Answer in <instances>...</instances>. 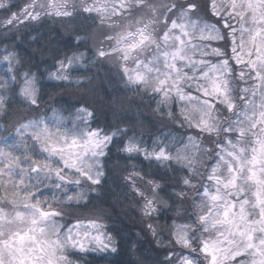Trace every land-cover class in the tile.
<instances>
[{
  "label": "snow or ice",
  "instance_id": "1",
  "mask_svg": "<svg viewBox=\"0 0 264 264\" xmlns=\"http://www.w3.org/2000/svg\"><path fill=\"white\" fill-rule=\"evenodd\" d=\"M68 4L69 0H29L21 13H12L2 23L15 27L45 16L71 17L76 5L70 9ZM6 7L0 3V8ZM207 9L219 18L215 24L200 16V6L193 0L183 4L169 0L160 6L147 0H81L79 5L81 12L96 13L102 25L112 16L136 10L135 30L129 24V30L116 36L106 33L105 39L114 40L115 46L97 47L96 56L118 53L126 85L160 94L157 111L169 103L173 93L181 101L195 102L191 109L182 108L181 115L209 137L211 146L201 148L196 138L189 137L194 154L178 152L175 157L163 146L149 152L132 139L122 148L128 155L143 152L145 159H174L190 173L182 182L196 190L200 199H193L194 223L173 225L175 243L199 251L207 264H264V0H208ZM155 24L163 25L159 35ZM194 40L227 44L205 51L209 44ZM150 47L155 48L154 54L142 59L140 54ZM225 47L230 48V57ZM198 49L199 59L195 58ZM5 53L0 60L7 63L13 73L11 81L16 82L13 66L20 60L14 51L5 49ZM208 55L219 57V62L203 58ZM130 60L134 67L128 66ZM232 61L242 67L233 68ZM83 62V53L58 60V69L48 74L49 79L79 86L81 81L72 80L71 70L84 66ZM22 76L18 94L28 105L37 106V77L30 72ZM232 76L240 83H234ZM188 81L211 99L201 101L186 93L183 86ZM5 103L0 94V112ZM167 115L171 118L173 113ZM91 116L87 108L77 110L78 120ZM62 122L55 113L51 124L39 118L21 121L16 129L19 139L0 147V264H79L73 259L75 252L117 251L115 239L102 231L104 224L91 220L65 231L60 222L65 206L87 204L93 186L101 184L100 158L107 155L105 150L117 133L101 135L75 127L61 131ZM208 160L212 163L207 165L206 179L212 183L198 185L193 179L202 175L199 169ZM132 177L143 179L137 172L128 178ZM146 185L151 196L135 180L132 190L143 199L141 211L147 217L157 211L160 185L151 180ZM148 228L157 235L152 224ZM166 260L168 264H194L187 256L173 260L169 255Z\"/></svg>",
  "mask_w": 264,
  "mask_h": 264
},
{
  "label": "trees",
  "instance_id": "2",
  "mask_svg": "<svg viewBox=\"0 0 264 264\" xmlns=\"http://www.w3.org/2000/svg\"><path fill=\"white\" fill-rule=\"evenodd\" d=\"M28 2L29 0H0V3L7 6L0 8V57L6 54L5 49H7L9 52L14 51L20 60L19 64L13 66L17 75L16 82L11 81L13 73L9 72L7 63L0 60V94L4 95L6 101L4 114L0 115V147H4L5 142L11 143L17 140L16 129L21 121L26 123L29 119L39 118L51 124L54 113L57 119L62 118L61 131L70 132L75 127L98 131L101 135L117 133L105 150L107 155L100 158L104 173L101 177V184L93 186L100 189L108 188L112 191V195L101 198L91 192L87 204L65 206L62 209L64 215L60 218L65 231L75 222L96 220L104 224L106 227L102 231L115 239L117 251L75 252L73 259L78 260L79 264H138V261H144L145 264H168L166 256L171 255L173 260L177 259L175 256H187L197 264H207L199 251L194 252L188 248H182L175 243L172 236L173 225L194 223L193 199L197 201L200 199L196 190L188 189L181 182L182 176H190L187 168L174 159L160 162L155 159H145L143 152L128 155L122 151L129 139L134 140L149 152L163 146L173 157L178 152L194 154L189 145V137L196 138L201 148L211 146L209 137L199 129L190 126L181 115L182 108L191 109L195 102L181 101L173 93L169 103L161 105L157 113L154 110L161 99L160 94L126 85L122 78L121 68L116 61L112 60L113 57L98 58L96 56L97 47L115 46V41L106 40L105 35L106 33L117 35L116 26L119 25L118 22H121L119 15L117 18L112 16L110 21L102 25L96 13L79 11L81 0H69L70 9L73 4L76 5V10L71 17L45 16L39 22L25 21L15 27L3 25L2 22L12 13H21ZM147 2L160 6L169 0H147ZM186 2L188 0H176L178 4ZM193 2L200 6V16L203 19L213 24L216 23L219 18L212 16L207 9L208 0H193ZM161 11H163L162 7ZM136 12L133 10L131 14L127 12L128 15L123 16L126 22L123 32L129 30L127 24L129 19L133 20L131 30L134 31L138 17L133 19V14L135 15ZM109 23L113 26L109 27ZM194 42L197 43L199 40H194ZM213 43L215 47L227 44L226 41H213ZM150 49L147 54L151 57L155 50ZM224 50L230 57V48L225 47ZM80 53L84 54V66L77 65L71 70L72 80L75 81L78 78L81 81L79 86L74 82L49 79L48 74L58 69V60H64L65 57ZM196 58L201 57L196 53ZM203 58L207 60L206 56ZM110 59L112 61H109ZM208 60L219 62L220 58L208 55ZM232 66L236 69L235 61H232ZM185 71L189 70L185 69ZM24 72H30L37 77V106L28 105L18 94L19 82L22 81ZM189 74L193 73L189 71ZM195 75L198 76L199 73ZM97 77H104L107 83L103 93L92 95V92L97 91L96 89L92 92L84 89L90 82L88 78L95 80ZM231 79L234 83H240L236 76H232ZM199 83L204 82L199 81ZM189 84L192 86L189 87ZM110 87L120 92L135 90L142 94L141 104L147 113L143 115V132L135 130L127 133L119 132L112 115L99 100V95H110ZM183 87L186 93L199 97L201 101L211 99L198 92L193 81L186 82ZM212 102L215 103L214 100ZM217 106L222 112V106ZM80 108H87L91 111V118L86 121L78 120L77 110ZM169 111L173 113L171 118L167 115ZM75 122L78 124L76 125ZM211 163L212 161L208 160L205 167L199 169L202 175L198 180L194 178V183L211 185L206 179L207 165ZM133 172L140 173L143 179L138 177L129 179L128 177ZM134 180L136 186L149 196L152 193L146 181L164 183V187L157 190V211L150 216H144L141 211L144 201L132 190ZM181 191L187 192L188 196H178L177 193ZM117 195L119 199H116L114 203V197ZM166 202L171 203L173 208H164L163 205ZM176 203L182 206L179 212L175 211ZM149 224L156 228V236H153L149 230ZM190 235H196V233H190ZM203 235L205 237L207 233ZM209 237L211 238V234H208L207 238ZM133 244L135 255H133Z\"/></svg>",
  "mask_w": 264,
  "mask_h": 264
},
{
  "label": "clouds",
  "instance_id": "3",
  "mask_svg": "<svg viewBox=\"0 0 264 264\" xmlns=\"http://www.w3.org/2000/svg\"><path fill=\"white\" fill-rule=\"evenodd\" d=\"M89 79V83L87 84V88L84 89L86 91L92 92L93 89H96V92H92V95H97L99 93H103L104 87L106 86V80L104 77H97L95 80ZM110 95H99V100L103 103V105L108 109L110 114L112 115L113 122L118 125V130L121 133H127L130 130H135L139 132H143V115L145 110L141 104V100L143 99L142 94L135 90L133 91H125L120 92L118 89L113 90V88H109ZM155 112L159 113L156 109ZM4 112H0V115H3ZM183 177V176H182ZM181 177V178H182ZM195 179H199L195 178ZM182 182V179H181ZM160 188L164 187V183H158ZM183 184V182H182ZM184 185V184H183ZM114 191V190H113ZM96 193L98 197L103 198L104 196H111L112 191H109L108 188H95L93 191ZM116 199H119L117 195L114 197V203ZM164 208H173L171 203H164ZM175 211L179 212L182 209L181 204H175ZM133 255H135V245H132ZM138 264H145L144 261H138Z\"/></svg>",
  "mask_w": 264,
  "mask_h": 264
},
{
  "label": "rangeland",
  "instance_id": "4",
  "mask_svg": "<svg viewBox=\"0 0 264 264\" xmlns=\"http://www.w3.org/2000/svg\"><path fill=\"white\" fill-rule=\"evenodd\" d=\"M125 15H128L127 14V12H124L123 13V15H119L120 17V20H121V22H118V26H116V32H117V34L118 33H120V32H123V30L126 28V22H125V20H124V18H123V16H125ZM117 16L118 15H116V18H117ZM138 17V14H137V12L135 13V15L133 14V19H136ZM139 18V17H138ZM137 18V19H138ZM116 22H117V20H116ZM133 23V20L132 19H129V20H127V24L129 25V24H132ZM136 27V26H135ZM162 27H163V25H161V24H156L155 25V28L156 29H158V30H156V34L157 35H159V33H160V31L162 30ZM135 30V29H134ZM175 34L176 35H179L180 33H179V30L177 29V30H175ZM194 42V41H193ZM195 43V42H194ZM202 43H204V42H202V41H199V42H197V44H202ZM207 44H209V49H205V51H209L210 50V48L211 47H215V45H213L214 43H213V41H210V42H206ZM151 49H153V50H155V48L154 47H150ZM150 48H148L147 49V51L146 52H144V53H141L140 55H141V58L142 59H150L151 57H150V55L149 54H147V52H148V50L150 49ZM150 49V50H151ZM199 49L197 50V54H199ZM153 54H154V52H153ZM153 54H151V56L153 55ZM150 57V58H149ZM207 57V61H209L208 60V56H206ZM195 58H196V56H195ZM112 60L113 61H116L117 63H118V66L119 65H121V64H123V61H121L120 60V55L117 53V54H115V56L112 58ZM111 59L109 60V61H112ZM131 64V65H130ZM236 65V69H238V68H240V67H242L241 65H237V64H235ZM128 66L130 67H134V65H133V63H132V61L130 60V61H128ZM163 70V69H162ZM238 80V79H237ZM76 123V125L78 124L77 122H75ZM19 139V137H17V140ZM25 139H28L27 137H25ZM32 142H30V144H31ZM212 182L210 181L208 184H211ZM43 191L45 192V194L47 195L48 194V189H43ZM77 223H79V222H75L74 224H77ZM82 224H88L89 222H81ZM73 224V225H74ZM72 225V226H73ZM71 226V227H72ZM208 234L209 233H207V236H205V238H207L208 237ZM210 235V234H209ZM210 238V237H209ZM174 256H175V254H174ZM176 258H178L177 256H175ZM174 260H176V259H174ZM193 262H194V264H197L194 260H193ZM207 262V261H206Z\"/></svg>",
  "mask_w": 264,
  "mask_h": 264
}]
</instances>
